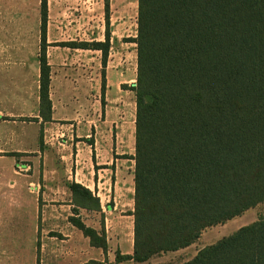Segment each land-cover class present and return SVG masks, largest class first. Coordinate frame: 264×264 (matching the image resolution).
<instances>
[{
    "label": "trees",
    "instance_id": "16d2710c",
    "mask_svg": "<svg viewBox=\"0 0 264 264\" xmlns=\"http://www.w3.org/2000/svg\"><path fill=\"white\" fill-rule=\"evenodd\" d=\"M103 1L104 40L61 45L98 49L105 67ZM40 19L39 115L49 121L45 0ZM136 23L133 243L116 262L187 247L264 202V0H137ZM68 186L75 213L100 209L87 187ZM69 221L106 252L103 232ZM181 264H264V215Z\"/></svg>",
    "mask_w": 264,
    "mask_h": 264
},
{
    "label": "crops",
    "instance_id": "0c3cea01",
    "mask_svg": "<svg viewBox=\"0 0 264 264\" xmlns=\"http://www.w3.org/2000/svg\"><path fill=\"white\" fill-rule=\"evenodd\" d=\"M30 1L31 7L36 10L30 38L39 42L34 64L30 65L21 59L19 63L0 65V201H5L0 207V224L3 219L20 216V211H14L10 203L22 199L25 188L28 189L27 192L33 195L34 205L31 236L28 238L31 244L28 247L20 245L22 237H14L7 230L1 232L0 228V264H84L89 260L105 263V257L109 264H121L124 261L116 262L112 258L109 245L106 252L91 246L89 239L71 224L69 217H79L78 214L71 215L69 211L55 208L53 204L70 202L68 185L72 181L89 187L95 175L93 163L89 159L82 164L77 159L70 163H55L50 153L53 151V142L45 139L52 121L73 119L68 116L65 107L68 88L75 96L74 104H77L80 101L79 89L98 82L97 67L101 68L100 73L103 70L101 54L97 61L101 51L73 48L61 43L103 41L104 36L96 28L102 21L104 1L45 0V55L50 66L49 121L42 120L39 115L41 0H0V10H9L10 15L17 16L14 21L22 25L27 23L23 16H27L24 15V9L28 8ZM128 2L129 0H108V7L126 8ZM75 9L79 11L78 16L72 15V10ZM109 32L110 43L111 40L119 39L116 30ZM27 35V31L22 29L15 33L14 39L23 41L28 39ZM112 48L110 44L108 54ZM104 69L108 73L107 65ZM106 86H110L109 78ZM81 117L85 115L81 114ZM25 118L29 119L26 121ZM61 157L67 159L70 156L67 154ZM24 158H30V161H24ZM56 165L61 171L56 170ZM84 168H90V171L85 173ZM54 231L61 237L57 238ZM26 248L29 249L27 254L19 252Z\"/></svg>",
    "mask_w": 264,
    "mask_h": 264
},
{
    "label": "rangeland",
    "instance_id": "374dc122",
    "mask_svg": "<svg viewBox=\"0 0 264 264\" xmlns=\"http://www.w3.org/2000/svg\"><path fill=\"white\" fill-rule=\"evenodd\" d=\"M28 5V8L24 9V15L27 16H23L24 22L27 23L22 25L14 21L17 16L10 15L9 10H0V65L19 63L21 59L30 65L34 64L39 42L32 40L30 33L36 10L31 7V1ZM101 11L102 21L96 29L104 36V6ZM72 13L73 16H78L79 11L75 9ZM107 14V29L116 30L119 34V39L111 40L110 43L113 48L107 55L108 73L104 67L100 73L101 68L97 67L98 82L96 85L88 84L79 89L80 101L77 104H74L75 96L68 88L65 107L68 116L73 119L52 121L45 139H51L53 142V151L50 153L55 163H70L75 159L79 164L86 159L93 163L95 175L87 188L98 198L100 209L79 208L76 213L86 225L105 234L111 256L115 259L116 251L132 252L133 243V217L129 213L133 210L135 96L131 86L136 78V49L135 43L129 40L136 36L137 0H129L126 8L110 6ZM22 29L27 31L28 39L15 40V33ZM100 54L99 52L97 61L100 60ZM107 78L109 87L106 86ZM81 114L85 117H81ZM27 119L29 118H25L26 121ZM43 135L44 132L41 135L42 140ZM67 154L69 158L61 157ZM24 161H30V158H24ZM56 170L61 171V168L56 165ZM83 171L86 173L90 168H84ZM27 190L25 188L22 199L10 203L14 211H20V216L3 219L0 228L1 232L7 230L14 237H22L20 245L28 247L31 244L28 238L31 236L34 205L33 195ZM4 202L0 201V207ZM53 204L55 208L65 209L71 215L76 214L73 211L72 195L70 202ZM262 215L264 202L223 223L204 228L199 238L187 247L154 255L144 262L124 261L121 264H181L191 259L200 248L231 234ZM53 234L57 238L61 237L56 231ZM21 251L22 254H27L29 249H20L19 252ZM104 262L109 264L107 257Z\"/></svg>",
    "mask_w": 264,
    "mask_h": 264
}]
</instances>
